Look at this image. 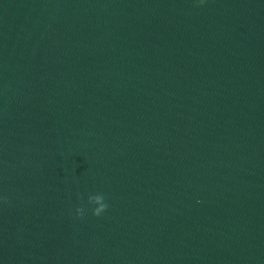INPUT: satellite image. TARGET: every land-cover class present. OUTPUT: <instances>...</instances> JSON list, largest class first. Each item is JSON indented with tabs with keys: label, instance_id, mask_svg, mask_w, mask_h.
<instances>
[{
	"label": "clouds",
	"instance_id": "obj_1",
	"mask_svg": "<svg viewBox=\"0 0 264 264\" xmlns=\"http://www.w3.org/2000/svg\"><path fill=\"white\" fill-rule=\"evenodd\" d=\"M205 3H206V0H199V3L197 6L203 7ZM87 203L90 205H95V207L92 208V215L95 217H100L102 213H104L109 207V205L105 202V196L102 193L89 195ZM76 214H77V217L83 218L85 215V208L77 207Z\"/></svg>",
	"mask_w": 264,
	"mask_h": 264
}]
</instances>
